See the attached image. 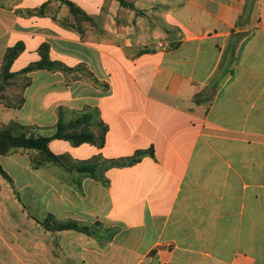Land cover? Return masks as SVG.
Instances as JSON below:
<instances>
[{
    "label": "crops",
    "instance_id": "0c3cea01",
    "mask_svg": "<svg viewBox=\"0 0 264 264\" xmlns=\"http://www.w3.org/2000/svg\"><path fill=\"white\" fill-rule=\"evenodd\" d=\"M124 2L0 0V71L24 45L1 126L50 137L87 114L103 145L54 139L53 154L153 151L98 178L0 156V264H264V0ZM43 44L66 71L23 74Z\"/></svg>",
    "mask_w": 264,
    "mask_h": 264
},
{
    "label": "trees",
    "instance_id": "16d2710c",
    "mask_svg": "<svg viewBox=\"0 0 264 264\" xmlns=\"http://www.w3.org/2000/svg\"><path fill=\"white\" fill-rule=\"evenodd\" d=\"M122 4H125L124 0H119ZM73 13L79 12L72 3L67 2ZM40 12V11H39ZM24 50L22 43H17L15 46L9 48L4 56L3 66L0 71V90L3 89L4 83L13 78L15 75L10 73V69L14 61L20 56ZM41 59L22 71L23 74L30 73L34 70L47 69L57 70L66 68L58 62H53L49 55V45L43 44L39 49ZM70 70V69H67ZM19 126L17 124H11L9 126L0 125V156L8 155L14 150L25 149L35 150L40 152L46 161L52 162L57 165H63L64 160L71 162V166L74 165L77 171L81 173L89 174L95 178H98L99 173H103L106 170L112 168H121L133 165L139 162L143 157L147 155L153 156V151H137L135 155L120 160H104L101 156L96 157L93 161L76 162L70 157L56 156L49 149V143L54 139H61L71 142L74 146H79L83 143H92L98 146L103 145V135L97 137L91 131V120L87 114H83L76 119L65 123L62 120L57 125L56 132L50 137L35 136L33 134L28 135L26 132L16 133ZM22 129L24 127H21ZM105 130V128H104ZM40 162H35L36 166H39ZM69 169V168H68ZM0 173L6 178H9L7 173L0 165ZM50 219V217H49ZM49 219L44 222V225L51 227ZM54 228L57 230H77L83 233H89L90 228L88 226L79 225L76 222H58L54 224Z\"/></svg>",
    "mask_w": 264,
    "mask_h": 264
},
{
    "label": "rangeland",
    "instance_id": "374dc122",
    "mask_svg": "<svg viewBox=\"0 0 264 264\" xmlns=\"http://www.w3.org/2000/svg\"><path fill=\"white\" fill-rule=\"evenodd\" d=\"M85 74V73H84ZM24 82V81H23ZM23 82H19V86H22ZM15 100V98H14ZM16 133H22V131H20L18 128L16 130ZM65 164V166L70 167L71 166V162H69L67 159L63 161V165Z\"/></svg>",
    "mask_w": 264,
    "mask_h": 264
}]
</instances>
